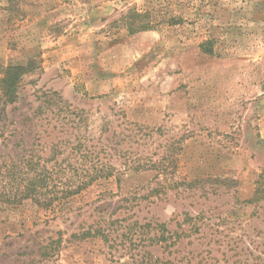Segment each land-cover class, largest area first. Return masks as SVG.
I'll list each match as a JSON object with an SVG mask.
<instances>
[{
    "label": "rangeland",
    "instance_id": "1",
    "mask_svg": "<svg viewBox=\"0 0 264 264\" xmlns=\"http://www.w3.org/2000/svg\"><path fill=\"white\" fill-rule=\"evenodd\" d=\"M27 61L0 169L59 147L61 200L0 201V264H264V0H0Z\"/></svg>",
    "mask_w": 264,
    "mask_h": 264
},
{
    "label": "trees",
    "instance_id": "2",
    "mask_svg": "<svg viewBox=\"0 0 264 264\" xmlns=\"http://www.w3.org/2000/svg\"><path fill=\"white\" fill-rule=\"evenodd\" d=\"M132 30V26L130 27ZM151 26L149 23H141L138 25L134 31H145L150 30ZM34 61H27L24 65H13L8 64L4 67H0V94L4 100V104H13L17 99V86L23 75L34 70ZM61 149L59 147L53 148V154L44 159L43 163L34 160V156L31 154H26L21 158V160L10 167L6 171H1L0 169V201L5 204H20L24 200H30L31 202L37 204L39 207L51 208L52 204L56 200H61L60 197H47L45 193L50 190L54 184H56V176L61 175L60 171H56V165H61L58 163H53L47 166L52 159L57 156ZM86 159V157H83ZM70 167V165H67ZM66 167L64 171H68ZM139 168V167H136ZM105 169V171H104ZM97 172L94 177L88 176L85 179L79 181V185L73 189L69 187L65 190V196H73L80 193L82 190L86 189L87 185L91 184L94 180L99 178H108L112 175L113 168L106 167V165L96 168ZM103 171V173H102ZM65 173V172H64ZM259 181H257V188L255 190V198L264 199V188ZM9 179V182L7 180ZM61 185V181H57ZM61 194V191H60ZM146 227H149L146 225ZM160 231H165L164 225L158 226ZM165 238L161 234V237L157 242H163Z\"/></svg>",
    "mask_w": 264,
    "mask_h": 264
},
{
    "label": "crops",
    "instance_id": "3",
    "mask_svg": "<svg viewBox=\"0 0 264 264\" xmlns=\"http://www.w3.org/2000/svg\"><path fill=\"white\" fill-rule=\"evenodd\" d=\"M61 41H69L68 39H63V38H61ZM74 41V40H73Z\"/></svg>",
    "mask_w": 264,
    "mask_h": 264
}]
</instances>
